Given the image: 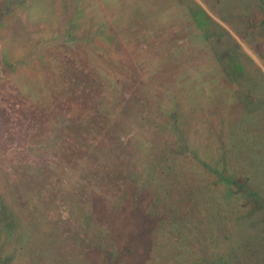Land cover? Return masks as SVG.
Here are the masks:
<instances>
[{"label": "trees", "instance_id": "obj_1", "mask_svg": "<svg viewBox=\"0 0 264 264\" xmlns=\"http://www.w3.org/2000/svg\"><path fill=\"white\" fill-rule=\"evenodd\" d=\"M26 1L0 0V32L11 19L22 31L34 29L17 15ZM39 1L41 11L28 16L55 25L35 27L38 33L55 32L43 43L35 39L34 51L18 59L0 53V88L11 81L26 95L11 102L14 89L0 94L7 98L0 105V264L32 255L33 235L43 244L66 222V240H85L100 254L96 264L125 263V255L157 247L158 264H177L173 248L181 239L192 245L189 216L198 202L237 206L259 222V247L249 264H264V120L250 106L253 98L243 100L264 86L260 68L237 45V51L224 49L210 31L212 21L191 0L185 3L190 32L209 43L210 59L177 46L188 26L168 42L160 18L132 13L134 0H102L95 18L81 9L83 1L90 7L86 0ZM137 1L139 8H156ZM242 1L258 15L247 33L264 32V0ZM247 45L264 63V45ZM47 60L51 76L42 65ZM25 67L34 74L30 91L18 87ZM221 214L223 221L212 216L206 233L222 248L213 239L226 222L228 213ZM95 229L113 238L110 244L125 241L109 253ZM232 259H248L242 243L239 253L223 250L190 264Z\"/></svg>", "mask_w": 264, "mask_h": 264}, {"label": "rangeland", "instance_id": "obj_2", "mask_svg": "<svg viewBox=\"0 0 264 264\" xmlns=\"http://www.w3.org/2000/svg\"><path fill=\"white\" fill-rule=\"evenodd\" d=\"M87 1L90 7H88L83 1V6H81V9L84 10L85 15L90 14L92 18H95L98 15L99 5L101 4L102 0H86V2ZM128 1L129 0H127L124 4L126 5ZM134 1L135 2L133 3V6L135 7V11L132 12L133 14L136 13L137 9H139L141 10L139 14H137L139 15V18H141V12H143V15L146 18L149 17V21L157 17L161 19L162 33L168 38V42L173 35L179 33L182 29L186 30L185 27L188 26L189 29L186 30L187 32L184 31V43L178 44L177 46H182L181 50L183 52H193V55L195 54L196 57L205 55L206 59H210L211 56L206 54L207 49L210 51L209 43L206 41L199 42L197 37L195 38L193 35H191L194 25L190 22L187 14L185 3L188 2V0H181L182 2H176V0H147L150 4L157 8H152L150 10L143 9L146 8L145 4H143L142 8H139L137 6L138 1ZM191 1L194 4H197L215 25H210V31L212 32V35L219 38L220 44L222 43L224 49L228 48L230 50L237 51L238 46L245 55L252 59V61L264 74V63L255 55V53L252 52L251 49H249L247 45V43H251L254 45V47L258 48L264 45V32H260L254 34V36H251L246 31V25L251 18L255 21L258 20L256 11L253 10L252 15L251 11H249L248 7L243 4L242 0ZM63 2H65V0ZM69 2V0H66V3ZM39 3V0H27L24 6L20 8V12L17 13V15L25 22V26L34 27V29L22 31L14 25L13 19L9 20L6 25L2 26V30L0 32V53L6 57L5 59H7V61L18 59L25 54L33 52L35 39H38V41L42 42L43 39L50 35L49 33L53 34L55 32V29H51L49 33L43 32V34L36 31L38 28L35 29V27L45 26L49 23L47 20L46 23L42 24V22H39L35 24V22L30 18V16L34 18V13H39L41 11ZM52 12L56 13V10ZM52 12L50 13L52 14ZM49 24L51 26L48 27L55 26L54 24ZM48 50L51 53L53 48L49 47ZM42 65H44V71L47 73V75H53L54 69L52 70L53 66L50 61L47 60ZM19 70H21L24 75L18 77V87L22 90L24 89L26 91H30L34 86L33 78H31L34 76V74L28 70L27 67L24 69L21 68ZM176 71L178 72L179 70ZM44 77L46 78V75H44ZM35 79L38 82L36 77ZM259 83L264 84L261 82ZM15 87V83L10 81L7 83L6 88H0V94L4 93L5 91H12ZM18 94V90L14 89L12 96H10L11 102H13V100L21 101L22 99L26 98V95ZM252 98L254 100V104H250V106H255L256 114L258 115L259 120L262 122L264 120V86L251 92L249 97L243 96L244 101ZM0 99L1 105L4 103L3 100H6L7 98L4 95H0ZM243 105L246 106L247 104L243 103ZM43 133L45 132H42L41 134ZM37 153L38 155H41L44 152L37 151ZM198 204L200 205H198L199 207L195 209V213L192 212L189 216V218L194 220V224L191 226V228H193L192 230L195 231V236H192L194 237L192 239V245H190L191 247L189 245L185 246L182 239L179 238L181 240H178L176 242V248H173V255L175 256L173 261H176L177 264H190L192 261L196 259H202L203 257H207V259H209V257L217 258L223 250L225 252L228 251V253L232 252L233 254H236V251L239 253L240 244L242 243L243 253L246 254L249 260L244 259L243 261L239 262L238 259H232L230 264H249L250 259H252V248L259 247V236H256L255 229L260 228L261 224L252 219L244 218L239 211V207L237 206H231L228 204L205 206L203 205V202H198ZM159 205L160 203H157L155 208L159 209ZM158 211V213L163 216L162 213L164 210H162V212L160 210ZM221 211L228 213L227 218H225L226 222L221 224L220 227L222 231L217 237L215 232V237H213V239L216 238L218 241H220V244L223 242L222 248L219 247V245L216 246L213 242H210L211 240L208 234H211V232L206 233V225L213 223L212 216H216L217 219H219L218 216L224 213L223 212L221 214ZM219 220L223 221V219ZM201 222L203 223L202 233L199 231L197 233L196 230L201 227ZM255 226L257 227L255 228ZM64 227L65 230H70V225L68 222H66L62 227L63 230L58 227V234H54L47 242H44L43 244L38 242V236L36 234L33 235L32 238L29 239L31 245H33V247H31L32 255L28 256L29 254H27V252H24V258L21 255H16L13 257V260L10 261V264H96V260L94 259H97L100 254L96 251H91L92 248L86 245L85 240L83 243L77 242V239L73 241L66 240V235L62 234ZM216 230L217 229H215V231ZM100 231L101 229H95V231H92V235H95L94 237L96 241H98L102 247L108 246L112 242L113 238L108 237L104 232L100 234ZM206 237L209 239H205ZM196 239H199L198 242ZM124 241L125 238L123 236L121 240H116L113 242V244H110L109 247H107L109 253L111 252L114 254L119 248H121ZM187 246L189 248L188 251L186 249ZM202 246H204V248H202ZM157 248L155 250L152 249L149 253L146 252L147 249L143 253V249L139 248L140 250L138 249V253L140 255L138 257V254H127L124 256V261L126 264H158V262L153 259L156 258L155 256L160 254ZM26 251L29 252V250ZM186 252H190L189 257H187ZM211 253H213L212 256ZM93 255H96L95 258ZM148 255L149 258H147Z\"/></svg>", "mask_w": 264, "mask_h": 264}]
</instances>
